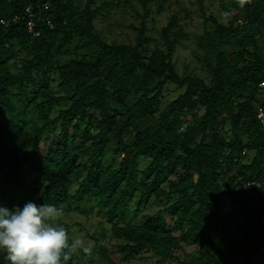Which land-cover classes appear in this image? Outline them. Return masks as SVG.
<instances>
[{"label":"trees","instance_id":"trees-1","mask_svg":"<svg viewBox=\"0 0 264 264\" xmlns=\"http://www.w3.org/2000/svg\"><path fill=\"white\" fill-rule=\"evenodd\" d=\"M165 1L0 0V205L54 206L65 229L96 212L92 255L68 236L64 264H264V0H174L155 29ZM120 2L141 21L109 42L95 21ZM194 17L207 79L173 61ZM168 84L183 92L160 110ZM182 243L194 252L175 255Z\"/></svg>","mask_w":264,"mask_h":264},{"label":"rangeland","instance_id":"rangeland-1","mask_svg":"<svg viewBox=\"0 0 264 264\" xmlns=\"http://www.w3.org/2000/svg\"><path fill=\"white\" fill-rule=\"evenodd\" d=\"M85 0H76V2L79 5H82ZM115 2L121 1V0H114ZM132 5L137 8V10L140 11V6L136 2V0H129ZM185 5L187 7H190V4L187 0L184 1ZM123 2H120V4L116 7H114L111 10V13L108 15H99V17L95 21V27L98 32H100L102 35H104L109 42L111 41H133L135 30L131 29L129 26L131 24L139 25L141 18L137 16L134 11L129 7H124ZM152 13L151 18L154 20L151 23V26L155 29H159L162 26H165L169 17L176 13L177 6L174 0H167L162 4L161 11L157 10V4H152ZM218 9L217 3L213 5V10L216 12ZM201 18L194 17V20L191 23H187V20H184L183 18L179 19V24H181L184 27V30H186L190 35L187 40H183L182 44L177 46L174 55H173V61L175 64V68L178 71V73H188L191 70H194L200 75H205L206 79L208 74L207 72L202 71V60L199 59L196 55V52L199 54L202 53V50L196 46L197 39L194 37L195 33H200L201 26ZM220 20L225 21L224 16L221 14ZM122 21V22H121ZM227 51H230L229 48H226ZM72 87H68L65 90H67L68 94H71ZM183 92V87H177L174 84H168L165 86L162 95H161V105L160 110H163L168 104H170L180 93ZM54 115V114H53ZM230 125L228 124L226 126L227 129H229ZM39 145H40V155L46 154V144L44 143V137H41L39 139ZM117 161L113 162L112 166L116 167ZM229 202V199H225L223 201V204L226 206ZM135 203H131V207L134 208ZM153 206V205H152ZM155 206V205H154ZM149 207V208H143L140 211H138L134 217H132L131 221L132 223H142L143 222V215H146L147 213L153 214L155 211V208ZM133 210V209H132ZM96 216V212L94 214ZM93 215L89 218H86L85 216H81L79 214L74 215L73 217L64 218L65 221H79L82 226H68L67 234L70 238H72L75 241L74 251L78 255L80 253L79 249H85L89 252V254L92 255L91 249L93 248V241L88 237V232H93L96 228H98V217H94ZM101 217V216H100ZM102 218V217H101ZM109 226V225H108ZM169 228L176 234L181 236L180 230L175 227L172 223V221H169ZM114 242V240H112ZM182 247L178 249L175 252V255L178 256H184L186 254L194 252V246L190 244H181ZM79 248V249H78ZM89 256L81 257V260H88ZM185 258V257H184ZM157 259V256L149 253V257L145 261L146 264H152ZM141 261L138 259H132L130 261L131 264H138ZM127 264V263H124ZM160 264H176V261L174 259L168 258L163 260Z\"/></svg>","mask_w":264,"mask_h":264},{"label":"clouds","instance_id":"clouds-1","mask_svg":"<svg viewBox=\"0 0 264 264\" xmlns=\"http://www.w3.org/2000/svg\"><path fill=\"white\" fill-rule=\"evenodd\" d=\"M54 206L29 201L0 205V254L9 264H64L70 248L66 229L54 222Z\"/></svg>","mask_w":264,"mask_h":264},{"label":"built area","instance_id":"built-area-1","mask_svg":"<svg viewBox=\"0 0 264 264\" xmlns=\"http://www.w3.org/2000/svg\"><path fill=\"white\" fill-rule=\"evenodd\" d=\"M4 21H1V23H3ZM29 30L32 31L33 29V24L29 23L28 26ZM38 33L37 32H33L32 35L36 36ZM258 90L260 93V99H261V104H259L258 108H257V118L259 119V121L261 122L262 125V129H263V133H264V80H262L259 85H258ZM250 184H255L254 182H248L246 183V186L250 185Z\"/></svg>","mask_w":264,"mask_h":264}]
</instances>
